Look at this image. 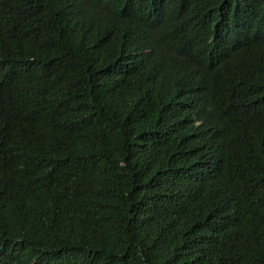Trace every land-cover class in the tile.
Masks as SVG:
<instances>
[{
	"label": "trees",
	"instance_id": "16d2710c",
	"mask_svg": "<svg viewBox=\"0 0 264 264\" xmlns=\"http://www.w3.org/2000/svg\"><path fill=\"white\" fill-rule=\"evenodd\" d=\"M168 63L237 99L223 175ZM0 264H264V0H0Z\"/></svg>",
	"mask_w": 264,
	"mask_h": 264
},
{
	"label": "clouds",
	"instance_id": "9594fccd",
	"mask_svg": "<svg viewBox=\"0 0 264 264\" xmlns=\"http://www.w3.org/2000/svg\"><path fill=\"white\" fill-rule=\"evenodd\" d=\"M165 68L169 82L178 89L172 108L186 125V130L197 133L202 147L223 175L236 154V150L227 154L226 149L233 146L231 135L238 127V123L229 115L237 106V99L226 96L221 106L217 107L205 85L188 81V71L184 66L168 63Z\"/></svg>",
	"mask_w": 264,
	"mask_h": 264
}]
</instances>
